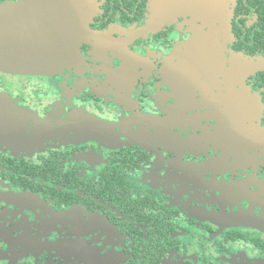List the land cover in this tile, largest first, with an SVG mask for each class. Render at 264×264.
<instances>
[{
  "label": "flooded vegetation",
  "instance_id": "flooded-vegetation-1",
  "mask_svg": "<svg viewBox=\"0 0 264 264\" xmlns=\"http://www.w3.org/2000/svg\"><path fill=\"white\" fill-rule=\"evenodd\" d=\"M228 2L222 66L189 0H95L74 62L0 71V264H264V0Z\"/></svg>",
  "mask_w": 264,
  "mask_h": 264
},
{
  "label": "water",
  "instance_id": "water-1",
  "mask_svg": "<svg viewBox=\"0 0 264 264\" xmlns=\"http://www.w3.org/2000/svg\"><path fill=\"white\" fill-rule=\"evenodd\" d=\"M43 6V15L19 18L15 11L0 7V71L12 74H51L74 62L79 44L89 35L88 25L95 13V0H33ZM200 10L211 24L214 40L211 56L223 64L220 40L229 34L231 14L228 0H196L185 13ZM214 49V50H213ZM241 94L246 91L243 85Z\"/></svg>",
  "mask_w": 264,
  "mask_h": 264
},
{
  "label": "rangeland",
  "instance_id": "rangeland-1",
  "mask_svg": "<svg viewBox=\"0 0 264 264\" xmlns=\"http://www.w3.org/2000/svg\"><path fill=\"white\" fill-rule=\"evenodd\" d=\"M192 43H190L188 46H191ZM187 47V44L183 45V49Z\"/></svg>",
  "mask_w": 264,
  "mask_h": 264
},
{
  "label": "snow or ice",
  "instance_id": "snow-or-ice-1",
  "mask_svg": "<svg viewBox=\"0 0 264 264\" xmlns=\"http://www.w3.org/2000/svg\"><path fill=\"white\" fill-rule=\"evenodd\" d=\"M0 2H2V0H0Z\"/></svg>",
  "mask_w": 264,
  "mask_h": 264
}]
</instances>
